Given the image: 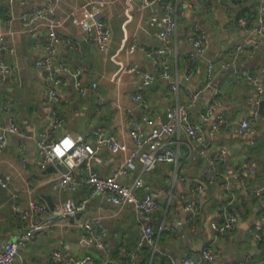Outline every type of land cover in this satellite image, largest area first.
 Here are the masks:
<instances>
[{
    "label": "crops",
    "instance_id": "obj_1",
    "mask_svg": "<svg viewBox=\"0 0 264 264\" xmlns=\"http://www.w3.org/2000/svg\"><path fill=\"white\" fill-rule=\"evenodd\" d=\"M93 1H97L103 20L111 28L112 39L107 52L99 49L96 40L86 42L80 26L81 19L91 13ZM189 1L192 6L183 9L178 30L169 44L171 71L181 82L178 94L173 95L168 81L162 78L145 84L138 75L124 72L132 64L150 72L156 70L155 60L159 58L156 51L163 44L156 29L150 27L146 20L153 14H163L159 6L137 11L131 0H29L26 3L0 0V17L5 20L0 24V31L13 48L10 53H0V62L15 68L11 76L0 70V122L14 121L31 140L43 129L44 74L35 62L44 55L41 46L46 40L47 24L54 16L59 20L61 34L80 42L84 52L80 55L64 46L57 48L56 67H67L66 70H58L59 110L64 118L61 134L88 137L92 129L100 128L124 142L131 151L133 144L128 134L127 109L134 108L138 116L146 112L158 115L156 123H163L167 121L165 111L170 105L189 102L185 88H200L202 96L191 106V118L204 133L209 146L207 156L202 157L195 148H189L183 132L177 133L168 138L171 147L178 152L177 164L160 163L155 170L143 173L141 164L137 163L128 176L119 178L122 184L130 185L142 175L151 191L159 194L160 208L150 221L158 234L155 251L147 244L139 245L138 215L132 205H115L95 196L78 217L66 220L52 216L50 220L41 221V229L19 250L15 264H50L51 253L55 250H61L65 259L90 255L95 264H102L105 253L85 241L83 232L76 227L78 222L87 219L93 220L97 229L107 228L106 241L117 260L110 264H167L170 258L176 261L180 258L181 262L184 258L199 259L200 250L206 245L218 254L217 259L208 264L264 263V244L251 234L255 225L264 224V195L260 199L252 195L254 188L264 186V105L263 113L259 112L264 95L259 98L249 81H237L234 76L235 70L246 69L264 79V34L239 31L241 19H254L260 0L241 8L238 5L249 0L237 4L228 0ZM48 2L53 7L51 13L29 22L21 20L24 12L43 7ZM234 5L239 9L236 17L231 13ZM196 26L207 33L210 45L192 63L190 55L197 52L187 39V31ZM34 27L38 33L33 37L29 30ZM242 41L257 46L252 57L235 52V47ZM132 43L136 48L130 53ZM226 61L231 65L221 69L219 64ZM209 63L217 66L211 82L206 79ZM187 64L193 66V71L184 78ZM94 82L98 84L96 89L92 88ZM138 90L145 95L147 109L131 98L132 93ZM216 90H220L221 105L215 113H223L231 124L215 133L212 132L211 121H203L201 114L213 100ZM99 97L105 100L101 106L97 103ZM255 115L259 119L257 131L245 134L240 121ZM24 142V138L10 135L7 147L0 153V172L8 173L12 178L7 188L0 187V250L6 242L23 234L26 227L37 224L34 222L37 217L26 222L14 217L15 201L27 208L31 201L47 203L44 196H50L55 208H59L67 198L78 200L89 193L85 186L68 194L53 190L52 183L59 177V168L56 171L43 169L34 141L23 150L21 145ZM221 148L225 149V154L215 165L222 173L230 175L245 162L250 163L251 170H244L243 179H232L226 186H223V180L205 183L197 194L199 213L189 221V214L184 209L187 189L190 185L204 182L205 169L214 153ZM124 157L125 153H113L103 148L91 160L90 168L82 167L77 171L76 178L78 181L86 178L91 170L110 175ZM22 159L26 160L25 167ZM138 194L143 195L144 190L139 189ZM230 199L233 201L231 204ZM222 206L236 214L237 223L232 230L219 236L215 234L212 223L223 220L225 214L219 210ZM171 226L173 230L169 229ZM123 254L127 258L120 263Z\"/></svg>",
    "mask_w": 264,
    "mask_h": 264
},
{
    "label": "built area",
    "instance_id": "obj_2",
    "mask_svg": "<svg viewBox=\"0 0 264 264\" xmlns=\"http://www.w3.org/2000/svg\"><path fill=\"white\" fill-rule=\"evenodd\" d=\"M21 3H26L29 0H19ZM114 1V0H108ZM135 4L137 11H143L152 6H159L163 14H153L146 20L147 24L156 29L158 38L163 46L156 53L159 56L155 60L156 70L150 72L141 68L138 64H132L125 68L124 72L134 73L138 75L145 84H152L157 78H162L169 83V91L173 95H177L180 87V80L176 75L172 74L169 64V55L171 49L169 44L174 38L179 22L184 14L183 9L191 7L189 0H131ZM232 4H237L242 0H228ZM180 2V4H179ZM51 3L39 8H34L24 12L21 15L23 22H29L34 18H41L47 13L52 12ZM91 13L81 19L80 26L84 31V40L92 42L96 40L98 47L102 52H107L112 39V32L109 23L103 20L100 8L97 1L91 2ZM5 23L0 17V24ZM248 34L263 35L264 34V3L260 0L257 6V14L254 19H241L239 21ZM59 20L52 17L46 30V40L42 44L41 49L44 55L35 62V65L43 71V84L46 91V96L42 101V110L44 117V127L38 133V136L31 140L24 131L14 122H0V153L7 147L8 137L17 135L25 139L21 148L26 149L29 142L34 141L40 152V165L43 169L50 165H60L59 177L52 183L53 190L64 193L74 192L81 186L88 187L89 193L86 197L80 199L67 198L62 206L50 210L46 202H29L27 208H23L17 201L13 206L14 217L22 222L31 221L36 217L43 216L44 220H50L52 216H57L61 219L74 218L77 214L83 212L91 198L99 196L100 198L109 201L115 205L130 204L138 215L139 226V245L147 244L153 251L157 248V231L151 226L150 221L153 215L159 210L160 202L159 194L151 191L150 186L144 182L142 175L137 176L134 181L128 184L119 182L120 177L128 176L131 171L136 168V164L140 163L142 172L147 173L156 169L160 163H175L178 162V152L172 148L168 140L169 137L183 132L188 141V146L192 150L195 148L197 153L206 157L209 146L206 137L200 127L191 118V106H193L202 96L200 88L189 90L185 88L189 102L187 104L176 103L170 105L165 111L166 122L156 123L159 116H153L149 112L138 116L134 108L126 110L127 121L129 124L128 134L133 144V149L128 151V146L124 142L118 141L114 136L108 135L100 128L91 130L88 137L82 135L72 136L70 134H61L64 118L59 110L60 96L58 88L60 85V77L56 63L58 60V46H64L75 51L80 55H84L80 42L73 38L64 37L59 31ZM37 28L29 30L30 36H37ZM187 39L192 42L196 49V54L190 55V61L194 63L199 54L207 51L210 45L207 33L199 27H194L187 31ZM136 44L132 43L129 46V52H133ZM13 50L10 41L5 34L0 31V53H10ZM257 50L256 45H251L247 41H242L235 47L237 54H245L247 57H252ZM150 54V53H149ZM231 62H221L219 67L227 69ZM66 66L62 65L60 70H66ZM217 66L214 63H209L207 67L206 79L211 82ZM0 70L6 75L11 76L15 68L8 66L4 62H0ZM193 71L192 65H186L184 69V78H188ZM234 76L237 81L247 80L255 89L257 96L260 98L264 95V79L253 74L249 70H235ZM120 80V79H119ZM97 83L92 84V88H97ZM132 100L147 109L148 105L143 91L138 90L132 93ZM99 106L105 103L101 97L97 99ZM221 105L220 90L215 91V96L210 104L207 105L204 112L201 114L203 121H211L212 132L224 130L231 124V121L223 113H215ZM259 119L255 115L251 118L240 121V128L245 134H253L257 131ZM107 148L113 153H125L122 163L110 175H102L96 170H91L89 175L78 181L76 178L77 171L82 167L90 168L91 160L97 155L99 150ZM225 149L221 148L214 153L210 164L204 172V182L190 185L185 195V211L189 214L190 220H194L199 213V204L197 202V194L203 190L205 183H216L223 180V186L232 179H243V171L251 170L249 162H245L232 174H224L218 168L216 163L223 158ZM23 167L26 165V160L22 159ZM11 176L8 173L0 172V187L7 188L11 184ZM143 189L144 194L139 195L138 190ZM252 195L255 199H260L264 195V186L254 188ZM16 199V198H15ZM233 201L229 200V204ZM223 212L224 218L220 222L212 223V228L216 235L222 236L232 230L237 223V216L233 212L227 211V206L219 207ZM264 221V217H263ZM42 227L41 223L31 224L26 227V230L16 240L6 242L0 250V264H15L16 256L19 250L25 246L36 231ZM76 227L83 232V239L96 248L101 249L105 253L102 264H110L117 262L116 257L112 256L113 250L106 241L107 228L101 227L97 229V225L93 220L87 219L78 222ZM169 229L173 230L171 226ZM251 234L254 238L264 244V224H257L251 229ZM217 252L210 246H203L200 250L199 259L184 258L182 264H208L217 259ZM127 258L126 254L120 256L119 262L123 263ZM50 264H95V259L86 255L81 258L65 259L61 250H55L51 253ZM128 264H134L132 262ZM167 264H178L174 258H170ZM241 264V263H234ZM264 264V263H262Z\"/></svg>",
    "mask_w": 264,
    "mask_h": 264
},
{
    "label": "water",
    "instance_id": "obj_3",
    "mask_svg": "<svg viewBox=\"0 0 264 264\" xmlns=\"http://www.w3.org/2000/svg\"><path fill=\"white\" fill-rule=\"evenodd\" d=\"M263 2H264V0H263ZM263 105H264V102L261 101L260 104H259V112H260V113H263V111H262V107H263ZM165 121H166V120H165ZM57 168H60V165H57L56 167L53 166V165H50V166L47 167V171H56ZM44 198H45V200L47 201L50 210H53V209L55 208V206H54L53 202L51 201L50 196H44ZM78 216H79V214L76 215V217H78ZM53 218H57V216H53ZM43 220H44V217H43V216H39V217H37V218L34 220V222H35V223H40V222L43 221ZM177 261H178V264H182L180 258H179Z\"/></svg>",
    "mask_w": 264,
    "mask_h": 264
},
{
    "label": "rangeland",
    "instance_id": "obj_4",
    "mask_svg": "<svg viewBox=\"0 0 264 264\" xmlns=\"http://www.w3.org/2000/svg\"><path fill=\"white\" fill-rule=\"evenodd\" d=\"M256 2H257V0L244 1V2H242V3L240 4V6L238 5V8H241V6H246V5L254 4V3H256ZM239 3H240V2H239ZM238 8H237L235 5L231 7V13H232L233 17H236L237 12L239 11ZM239 31H240V32H243V31L245 32L244 27H243L242 25H241V27L239 28ZM233 41H234V39H232L231 42H233Z\"/></svg>",
    "mask_w": 264,
    "mask_h": 264
}]
</instances>
